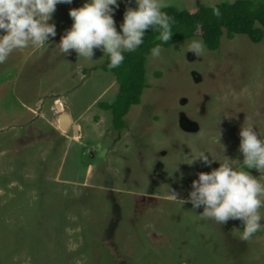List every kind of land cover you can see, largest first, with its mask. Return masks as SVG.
I'll return each mask as SVG.
<instances>
[{"label":"rangeland","instance_id":"374dc122","mask_svg":"<svg viewBox=\"0 0 264 264\" xmlns=\"http://www.w3.org/2000/svg\"><path fill=\"white\" fill-rule=\"evenodd\" d=\"M224 1L0 0V264H264V34L154 49L124 128L100 106L158 9Z\"/></svg>","mask_w":264,"mask_h":264},{"label":"trees","instance_id":"16d2710c","mask_svg":"<svg viewBox=\"0 0 264 264\" xmlns=\"http://www.w3.org/2000/svg\"><path fill=\"white\" fill-rule=\"evenodd\" d=\"M198 31L209 50L219 47L224 32L228 38L244 34L251 41L259 42L264 34V0L224 1L192 10L162 7L141 24L139 43L135 47L107 53L102 66L113 72L118 92L111 103L100 106L110 110L115 129L124 128L125 116L132 105L140 103L148 87L146 62L150 52L173 46L195 36ZM256 151L264 154V134Z\"/></svg>","mask_w":264,"mask_h":264},{"label":"bare ground","instance_id":"6f19581e","mask_svg":"<svg viewBox=\"0 0 264 264\" xmlns=\"http://www.w3.org/2000/svg\"><path fill=\"white\" fill-rule=\"evenodd\" d=\"M56 110L57 112L59 113V117H58V123H59V126L62 128V129H69L71 126L73 127V122L69 123L70 122V117L71 115L69 113H66L62 110V107L61 105L57 104L56 105ZM63 114V115H62ZM67 115H70V117H68ZM77 127V126H76ZM77 131H78V127L76 128ZM75 132V133H78V132Z\"/></svg>","mask_w":264,"mask_h":264},{"label":"water","instance_id":"95a60500","mask_svg":"<svg viewBox=\"0 0 264 264\" xmlns=\"http://www.w3.org/2000/svg\"><path fill=\"white\" fill-rule=\"evenodd\" d=\"M63 115V114H62ZM68 117H70V115H67ZM72 122V117H70V122L69 123H71ZM77 127L75 126V125H73V129H74V132H76L77 131V129H76Z\"/></svg>","mask_w":264,"mask_h":264}]
</instances>
